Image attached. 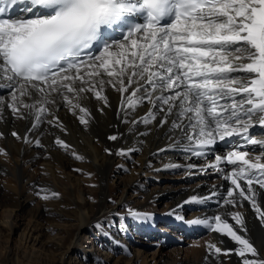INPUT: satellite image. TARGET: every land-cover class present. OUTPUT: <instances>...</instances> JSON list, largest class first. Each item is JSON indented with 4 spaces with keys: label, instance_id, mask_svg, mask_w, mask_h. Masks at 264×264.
<instances>
[{
    "label": "snow or ice",
    "instance_id": "snow-or-ice-1",
    "mask_svg": "<svg viewBox=\"0 0 264 264\" xmlns=\"http://www.w3.org/2000/svg\"><path fill=\"white\" fill-rule=\"evenodd\" d=\"M17 4L27 15L6 16ZM128 16H140L144 23L130 25L119 41L103 40L106 30L124 24ZM94 46H99L98 54L88 55ZM0 80L11 90L6 107L20 119L34 112L33 127L45 114L54 115L47 105L57 99L87 125L91 113L80 101L84 94L93 93L109 106L104 95L108 84L120 92L121 108L159 101L164 106L160 112L175 114L173 127L188 141L185 150L197 157L218 141L230 144L232 137L264 149V139L249 134L256 125L264 127V0H0ZM142 119L149 123L156 116L150 111ZM48 122L62 127L58 119ZM161 123H168L167 118ZM12 136L21 139L17 132ZM35 143L40 145L39 140ZM55 143L69 147L60 139ZM0 154L6 153L0 149ZM249 157L248 150L231 148L215 157L217 164L239 165L224 177L235 188L221 203L237 207L238 190L264 224V210L253 189L254 184L264 189V157ZM226 215L240 226L238 230L221 215L211 223L193 221L239 246L222 250L209 243V251L234 253L241 264H264V257L247 238L243 215Z\"/></svg>",
    "mask_w": 264,
    "mask_h": 264
},
{
    "label": "bare ground",
    "instance_id": "bare-ground-1",
    "mask_svg": "<svg viewBox=\"0 0 264 264\" xmlns=\"http://www.w3.org/2000/svg\"><path fill=\"white\" fill-rule=\"evenodd\" d=\"M103 78L106 81L109 79L106 75ZM6 85V81L0 80V134H2L0 149L6 153L0 154V161L6 160L13 167L10 169L0 164V173L13 178L15 185L9 180L5 185L0 186V214L2 215L0 238L8 234L9 242L7 243L14 242L12 237L17 235L21 226L17 220L20 211H25L26 215L23 217L29 219V225L35 226L29 233L20 229L18 237L23 242L25 250H20L16 244L2 246L0 239V259H6L7 264H55L57 254L59 256L57 264H120L122 262L120 257L115 259L109 252H105L103 258L93 253L95 258L92 261L91 251L84 247V243L85 235L93 233L97 235V240L101 243V251L102 243H104L106 247L107 244L110 245L113 254L130 252L124 241L117 239L118 233L113 226L116 219L123 226L122 215L126 213L125 210L129 205L127 192H139L144 197V205L138 206L144 208L138 216L141 220L140 225H144L143 222L146 221H157L156 217L148 218L145 213L150 212L148 211L152 209L150 205H156V199L160 196L158 192L144 188L149 182L147 180L149 177L171 175L169 170H173L172 173L180 177H199L200 174H206L210 170L211 173L219 175L218 181L216 180L218 183L200 179L192 186L180 184V187L176 188L175 193L172 194L176 206L172 208L174 211H171V214L177 212L176 208L181 209L185 201L192 202V197L195 196L197 202L194 203L197 205L190 218L193 221L205 219L211 221L214 218L215 209L221 205L223 191L229 185V181L224 178L225 175L239 166L228 165L224 161L217 164L215 157L224 156L230 148L237 151L248 150L249 158L253 160L256 155L264 157V149L259 145L248 144L241 137H233L230 144H221L224 150L219 149L218 141L215 145L201 150L204 154L197 157L185 150L188 141L183 133L173 127L172 122L177 120L175 114L167 116L166 113L160 112L159 108L164 106L159 101H155L154 104L145 101L135 109L121 108L120 92L108 84H105L104 95L108 98L109 106L95 99L93 93L84 94L86 98L80 101L91 113L87 125L80 123L77 115L69 110V106L62 99H57L55 104L47 105L54 115L45 114L41 118V123L33 127L36 124L34 112L20 119L6 107L11 102V90ZM24 111L27 113V110ZM150 111L155 114L156 119L144 123L142 118ZM164 118H167L168 123H161ZM57 119L62 127L53 126L48 122ZM12 132H17L21 139L13 137ZM113 135L117 136L116 140L109 139ZM253 138L262 140L264 136L256 135ZM57 139L69 147L67 149L60 147L55 143ZM37 140L40 142L39 146L35 143ZM121 151L125 154L118 155L117 153ZM77 156L83 159H77ZM128 161H130L129 166L133 168L130 173L134 174V180L129 182L116 180L113 182V189L110 188L114 170ZM33 165L38 169H45L52 176V183L40 184L26 176L25 168ZM170 165H177V167H170ZM60 177H64L66 181L61 180ZM242 184L244 185V182ZM90 186L96 188V196L94 190L89 188ZM253 187L261 199L259 205L264 210V189L256 184ZM113 190L121 192L120 198L110 203L109 194ZM29 192L36 197L53 192L58 195L54 201L39 203L31 209L29 206L34 197L30 196ZM223 209L229 213H241L247 223L255 213L251 205H246L245 209L238 207L231 209L228 206ZM41 220L48 222L51 229H61L59 230L61 231L60 239L49 242V246L42 242L41 235L36 233V227H40L38 223ZM61 222H63L62 225ZM98 224L101 227H97ZM184 226L190 230L188 224ZM154 228L155 225L150 224L151 232H155ZM176 231L179 230L176 229ZM123 234L130 236L131 233L128 228L123 227ZM157 237L158 235H151V238L157 239ZM214 239L215 232L204 240L207 242L206 245L214 243L218 246V242ZM160 240L158 243H152L158 244V251L153 255L152 264H241V258H235L236 255H217L209 249L207 254L202 255L196 262L181 260L179 256V258L171 257L161 251V242L166 241L172 244L174 243L172 238L165 236ZM204 240L197 243L189 240L188 243H192V250L196 252L199 246H204L206 243ZM256 244L260 256L264 257V244L262 242H256ZM15 249L19 251H14ZM131 251V258L126 264L141 263L140 259L145 253L138 248ZM19 254L25 262L18 261ZM31 260H37V263H32Z\"/></svg>",
    "mask_w": 264,
    "mask_h": 264
},
{
    "label": "rangeland",
    "instance_id": "rangeland-1",
    "mask_svg": "<svg viewBox=\"0 0 264 264\" xmlns=\"http://www.w3.org/2000/svg\"><path fill=\"white\" fill-rule=\"evenodd\" d=\"M251 130L254 132V134L252 135L253 137L256 135L261 136V137L264 136V127H261V126L260 127H253ZM218 147H219V149L224 150L223 146H221V143L218 144ZM63 153H65V152H63ZM64 156H66V155H64ZM0 164L5 165V166L9 167L10 169L13 167V165L6 160L0 161ZM129 165H130V161L124 162L121 166L117 167L114 170V174L110 180V183H111L110 188L113 189V187H112L113 182H115L116 180L117 181L123 180L124 182H129V181L134 180V174L130 173V171L133 170V168ZM209 171H207L206 174H204V173L200 174L199 177L176 176V174L172 173L173 170H169V173H171V175L167 174V175H164L161 177H156V176L149 177L147 179L149 182H147V184L144 186V188L146 190H149V189L154 190V192H158L160 194V196L156 199V205H154V206L150 205V207H152L151 210H148L150 212L145 213V216H147L148 218L152 217V216H153V218L156 217L157 221H154V222L146 221V222H143L144 225H142V224L140 225L139 221H141V220H139V217L136 218L133 215V214H138V216H139L140 212L144 210L143 207H138V206L144 205V197L141 196L139 194V192H133V191L127 192L126 195L129 198V201H127V202L129 203V205H128L127 209L125 210L126 213L124 215H122L123 216V220H122L123 226L120 224V221L117 219L115 220V222H113L114 223L113 226H114V229L116 230V232L118 233L117 239H122L124 241L125 245L127 246V249L130 250V252H127V253H118L117 252V253L113 254V252L111 251L110 245L107 244L108 246L106 247L104 243H102V251H101L100 250L101 249V243L98 242L97 235L96 234L94 235L92 233L93 236L91 234L85 235L86 238H85V243H84V247L87 248L92 253V254L90 253V259L93 261V258H95V255H93V253L97 254L98 257L103 258L104 257L103 254H105V252H109L110 255L115 259H118L120 257V259L122 260V262H120V264H126L129 262L128 260H130V258H131V253H132L131 250L138 248L145 253L142 256V258L140 259L141 263H139V264H152L153 255L156 251H158V244H152V243H155V242L158 243V240H160V239L162 240V238H164L165 236H168V238H172L174 243L170 244V242L168 243L166 241L161 242V245L163 246V247L161 246V248H162L161 251L165 252L166 255L171 256V257H175V256L178 257L179 256L181 260H188V261L193 260V262L200 260L202 255L205 256V254H207V252H208V248L206 245L207 242L204 239H206L207 236L211 235V233H213V232L210 230V228H209L210 233L207 232L208 227L205 224H197L199 226L198 228L197 227L194 228L192 225L189 224L190 222H193V220L190 217H191V214L193 212H195V205H197L194 202L184 203L182 205L181 209L176 208L177 212H175V214H171V211H174L172 208L174 206H176L174 204L172 194L175 193L174 190L176 188L180 187V184L186 185V186H192V185L196 184L197 182H199L200 179H208L209 182L217 184L219 175L213 174V173H211V171L210 172ZM25 172H26V176L31 177L34 181H36L40 184L52 183V181H53L52 176L49 175L45 169H42V168L38 169L37 166H34V165L25 168ZM60 179L63 181H66L64 179V177H60ZM9 180L13 181V183H14L13 178L7 176L6 174L0 173V186L5 185L7 183V181H9ZM242 183H240L241 186L243 185ZM14 185H15V183H14ZM242 187L246 188L247 186L244 184ZM89 188L94 190V194L96 196V188L94 186H90ZM230 188L234 189L235 186L234 185L232 186L231 181L229 180V185H227L225 190L228 191ZM253 189H254V187H253ZM236 191H237V195L235 196V199L237 200V203H238L237 207L240 209L241 208L245 209V206L250 205V204L248 203V201H245L241 197H239L238 190H236ZM120 193L121 192L117 191V190H113L112 192H110V194H109V196L111 198L110 203L117 201L120 198ZM256 194H257V192H256ZM29 195L33 196L32 192H29ZM42 195L43 194H41L40 197H36L34 195L33 196L34 198H32L33 199L32 204H31V206H29V208L33 209L39 203L40 204H43V202L50 203L51 201H54V199H56V197H55V198H49L48 200L44 201V199L41 198ZM49 196H51V194H49ZM224 199H227V194L224 195V197L221 199V202ZM255 199L260 204L261 199L257 195H256ZM46 205H49V204H46ZM225 206H228L231 209L237 208V207L233 208L231 205H222V203H221V205L217 208H216V206H213V208H216L215 212L213 213L214 216L221 215L222 219L227 220V222H229L230 224L233 225L234 230H238L240 226L237 225L235 223V221L231 219L230 216L226 215V213H229V212L226 211V209H223ZM130 211L133 214H130ZM19 213L20 214H19V217L17 220L19 221L18 224L21 226L18 230L17 235L12 237L14 242L13 243H11V242L7 243V242H9V235L8 234L1 237L0 239L3 243V244H1L2 246H4V245L6 246L8 244H10V245L16 244L20 248V250H25V246H24L23 242L18 237V235L20 234V229H21V231L26 230L29 233L32 230L31 228H34L35 226L34 225L31 226V224L29 225V223H28L29 219L27 217H23L24 215H26L25 211H22V212L20 211ZM141 215H143V214H141ZM253 215H254V217H253L254 219L251 218V219H253L252 221H251V219H248L249 224L245 220L244 221H245V226L247 228V238H252V239H250V241L253 243V245L256 248H258L256 242H262L264 244V224H262L260 222V220L257 218L256 212L253 213ZM1 218H2V215L0 214V219ZM135 222H137V223H135ZM209 222L211 223L214 221H213V219H211V221H209ZM62 224H63V222H61V225ZM150 224L155 225V228H154L155 232H151ZM187 224L190 227L189 228L190 230L185 228L184 225H187ZM38 226H40V227H36V233L41 235L40 238H41L42 242L46 243L48 246H49V242H51V241L53 242L54 240L60 239L61 235H59V234L61 233V231H59V230H61V229H57V228L51 229V227L49 228V223L46 221H43V220H41L38 223ZM123 227L129 229V231L131 233L130 236L123 234ZM172 228L175 230L178 229L180 231V233L181 234L183 233L186 237H181L180 233L174 234L171 231ZM199 228H200V231H199ZM193 233H195V234L197 233V235H195L194 238L191 239L190 235H192ZM238 234L243 235V233H238ZM151 235H158V237H157V239L151 238ZM189 240L191 242H196V243L204 240L206 243L203 246L204 248L202 246H199L198 251L193 252L192 243H188ZM214 240L218 242V247L220 246V248L222 250L234 249V248L239 247L229 237L222 235L220 233L215 232V239ZM16 241H17V243H16ZM201 244H199V245H201ZM14 251H19V250L15 249ZM18 253H20V252H18ZM20 254H19L18 261L21 262L22 258L20 256ZM43 254H45V252ZM232 255H235V254L233 253ZM56 257H57V260L56 259L55 260L57 262H55V264L58 263V259H59L58 254ZM235 258H238V256H236ZM205 259L206 258H204V261H206ZM216 259H219V258L216 257ZM214 260H215V258H214ZM31 261H32V263H37V260H31ZM22 262H25V259H23ZM0 264H7L6 259H4V258L0 259ZM108 264H111V263H108Z\"/></svg>",
    "mask_w": 264,
    "mask_h": 264
}]
</instances>
